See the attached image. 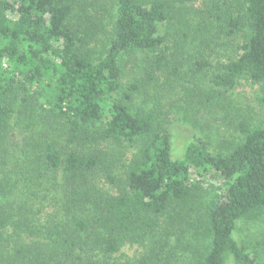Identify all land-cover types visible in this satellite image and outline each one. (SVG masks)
I'll list each match as a JSON object with an SVG mask.
<instances>
[{"label":"trees","instance_id":"trees-1","mask_svg":"<svg viewBox=\"0 0 264 264\" xmlns=\"http://www.w3.org/2000/svg\"><path fill=\"white\" fill-rule=\"evenodd\" d=\"M83 3L0 0V264H123L110 259L133 243L143 252L126 264H264L235 233L264 215V120L240 122L226 150L193 134L174 156L171 123L134 95L163 73L179 79L162 29L176 4L112 0L98 15ZM226 11L221 32L243 39L211 81L227 90L248 76L264 94V0ZM114 145L134 150L120 161L105 155Z\"/></svg>","mask_w":264,"mask_h":264},{"label":"rangeland","instance_id":"rangeland-1","mask_svg":"<svg viewBox=\"0 0 264 264\" xmlns=\"http://www.w3.org/2000/svg\"><path fill=\"white\" fill-rule=\"evenodd\" d=\"M83 1L86 3H83L85 10L93 7L98 15L108 12L112 3V0ZM172 1L176 4L172 12L173 17L162 29L169 36L167 52L174 56L173 61L176 58L180 60L179 79L169 78L163 73L154 82L144 85L143 92L134 95V100L137 105L146 104L155 109L159 116L171 123L174 156L178 157L185 141L193 134L203 135L212 151L226 150L230 141L238 139L240 122L258 126L264 120L262 85L252 81L248 76H241L232 88L224 90L211 81L212 77L222 70L227 60L237 55L243 39L241 34L227 37L221 32V28L225 26V21H222L221 17L227 13L228 0ZM104 21L105 17L102 22ZM98 44L97 41V46ZM141 57L142 54L139 53L130 56L125 80L140 72ZM196 60H206L210 65L196 70L194 65ZM206 92L211 93L212 97L215 96V99L204 109L200 104L202 100L208 98ZM216 93H220V96L218 97ZM167 110L171 111L165 115ZM35 112L37 115V111ZM16 121L13 120L12 123L15 124ZM20 122L18 126L26 127L31 125L32 120L24 118ZM56 125L52 130L55 134L54 139L60 147L64 144L65 138ZM96 130H99V127ZM93 134L97 136L95 140L100 141L101 136L97 135L96 131L91 132L90 141H93ZM21 136L22 134H18L16 140H20ZM84 141L87 145V140ZM105 142L107 141L93 145L98 147L106 144ZM132 150L134 148L126 149L124 145L120 147L114 145L104 152L108 157H118L120 161H127ZM100 186L114 191L106 182ZM235 233L240 244L264 263V215L239 220ZM140 252H143V246L140 244L124 245L110 260L126 264L139 257ZM174 252L181 258L178 250L174 249ZM227 264H232V260L229 259Z\"/></svg>","mask_w":264,"mask_h":264}]
</instances>
